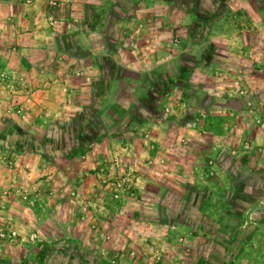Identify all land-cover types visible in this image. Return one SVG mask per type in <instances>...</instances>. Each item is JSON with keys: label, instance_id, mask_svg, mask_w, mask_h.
<instances>
[{"label": "rangeland", "instance_id": "obj_1", "mask_svg": "<svg viewBox=\"0 0 264 264\" xmlns=\"http://www.w3.org/2000/svg\"><path fill=\"white\" fill-rule=\"evenodd\" d=\"M49 1L42 18L53 14L70 37L68 19L91 10L86 52L122 48L131 67L137 49L166 60L103 74L92 118L78 93L101 74L49 72L42 84L0 58V264H264V0ZM49 45L44 65L59 66ZM13 48L0 43V55ZM65 78L58 117L39 94ZM224 106L249 118L234 122Z\"/></svg>", "mask_w": 264, "mask_h": 264}, {"label": "crops", "instance_id": "obj_2", "mask_svg": "<svg viewBox=\"0 0 264 264\" xmlns=\"http://www.w3.org/2000/svg\"><path fill=\"white\" fill-rule=\"evenodd\" d=\"M0 3H3L2 5V11H0V25L4 23V20L6 21V27H8V31L10 32V35L0 36V43H10L14 46L12 50V55L10 58H7L5 56L0 55L1 61H14L16 64L21 63L24 67L20 69L18 66V70L23 75H26L31 73L32 69L34 68L37 72H39V77H37V80L40 81L42 77V84L44 82L43 75L46 73H55V74H64L69 75V73H73V75H82L86 73L87 70H90L91 73L94 75L101 74L99 77V81H94L90 83V88L88 89H81L82 93H78L79 97L84 99L83 103L84 105L78 107V110H87L90 106H95L94 101H98L96 97L97 93V86L96 85H102V82H105V78L102 80V75L107 74L111 71L115 73H121L124 68L129 69L131 65L125 66L122 63V59L124 57L122 52V48L117 49V52L113 54V52H109L106 50L104 53H96L94 52V47H90L89 51L87 50V43L85 42L84 38H82V35H85V33H93L97 29L96 22L90 23L91 20L88 21V17L91 15V10L85 9V7L80 6V10L77 12V14L73 17H70L71 19H68L69 21V32H73L72 37L69 35L61 33V25L58 24L55 27H52L54 30H58L55 32L51 31V27L48 24V20L46 21L43 17V10H41L43 5H40V0H36L33 4H24L17 0H0ZM93 11V9H92ZM68 15V14H66ZM69 16H72L69 14ZM94 36V35H92ZM239 41V38L237 39ZM52 41H55L58 43V50L56 49V55L58 58L59 66L55 63L54 69L52 64L48 67V65H44V62H46L47 58L50 56V53L53 52L50 47V43ZM226 39H224L222 43V48L224 50H232L230 46L225 45ZM235 41V39H234ZM109 41H105V43H108ZM138 42V41H136ZM134 44V43H133ZM55 49V48H54ZM156 50V49H153ZM134 57H128L129 61H126V58H124V61L131 62L132 63V69L136 72H154L155 68H157L160 64H162L166 59H163L160 57L159 53H155V51L148 52L147 55L141 54L138 52V49L134 51ZM236 52V50L234 51ZM119 55V56H118ZM171 58V57H170ZM78 63L77 66H74L73 63ZM113 65V68H112ZM56 66L60 70H56ZM137 66V67H135ZM139 67V68H138ZM56 68V69H55ZM29 69V70H28ZM111 69V70H110ZM114 69V70H112ZM110 70V71H109ZM69 72V73H68ZM63 80V79H60ZM65 81L62 82L60 85H44L46 86H53L55 88L54 90L49 88L46 90H43L39 95L44 94L45 103L50 104L51 106L57 107L55 109L57 112L58 117H63L67 112V109L65 108V104L62 105V103L55 102L57 93L64 96V99L67 95L68 86L67 79H64ZM102 80V81H101ZM28 81L29 78H28ZM67 82V83H66ZM36 87L37 85H33ZM243 86L247 88V85H222L223 93L229 92L230 90H242ZM42 86L40 85V88ZM57 90V91H56ZM88 90V91H87ZM41 91V90H39ZM87 92V93H85ZM240 95L245 96V94L242 92L236 94L235 96ZM62 96V97H63ZM108 97V96H107ZM250 97V95H249ZM79 99V98H78ZM104 100V97H102ZM51 100L52 102H49ZM224 110H228L231 112L229 114L230 120H233L234 122L238 121L241 117L246 118L247 114L244 109H236V108H227L224 106L222 108ZM84 113V112H81ZM228 118V117H227ZM226 117H222L223 120L227 119ZM249 118V115L248 117ZM155 127L160 128L159 131H155L154 133H150L152 137L156 138L157 140L160 138L161 141H164L169 134V130H166V127L169 129L172 125V122L170 120H162V121H155ZM153 123V124H154ZM162 128V129H161ZM148 130V129H147ZM256 135L260 133L256 130ZM226 136V135H225ZM224 134H217V137L219 138V141H222L223 144H225L227 138H225ZM125 138V137H124ZM123 138V139H124ZM136 138V137H133ZM126 139V138H125ZM143 139V138H142ZM134 141L131 140V142ZM144 142L149 143V139H143ZM121 146V145H120ZM120 146L117 149V152L120 154H125L126 151H124V148H120ZM154 146V144H152ZM108 149H105L107 151ZM141 151L146 152V154H155V151L150 152L148 148H141ZM140 150H137V154ZM131 153V149L129 150ZM145 152H143L145 154ZM140 176H138L137 182L140 184ZM239 264H247L246 261L243 259L239 262ZM249 264H251V259H249Z\"/></svg>", "mask_w": 264, "mask_h": 264}, {"label": "built area", "instance_id": "obj_3", "mask_svg": "<svg viewBox=\"0 0 264 264\" xmlns=\"http://www.w3.org/2000/svg\"><path fill=\"white\" fill-rule=\"evenodd\" d=\"M25 1H26V2H30L31 0H25ZM49 4H50L51 7H55L57 3H56L54 0H50V1H49ZM47 19H48V24H49V25L55 26V25L58 24L57 19H56L55 16H54L53 14H51V13L48 14Z\"/></svg>", "mask_w": 264, "mask_h": 264}, {"label": "trees", "instance_id": "obj_4", "mask_svg": "<svg viewBox=\"0 0 264 264\" xmlns=\"http://www.w3.org/2000/svg\"><path fill=\"white\" fill-rule=\"evenodd\" d=\"M89 109H91L90 110V114H88V115H90V116H92V118H93V116L94 117H97L98 118V116H97V114H96V112H95V106H90L89 107ZM93 111V112H92ZM95 112V113H94ZM83 114V113H82ZM97 121H98V125H99V123H100V120L99 119H96ZM96 137H98V136H96ZM221 262H222V260L221 261H218L217 263H215V264H221Z\"/></svg>", "mask_w": 264, "mask_h": 264}]
</instances>
